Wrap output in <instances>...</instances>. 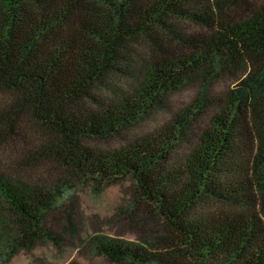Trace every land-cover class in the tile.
<instances>
[{
    "label": "trees",
    "instance_id": "trees-1",
    "mask_svg": "<svg viewBox=\"0 0 264 264\" xmlns=\"http://www.w3.org/2000/svg\"><path fill=\"white\" fill-rule=\"evenodd\" d=\"M183 18L200 30L173 33L171 21ZM131 40H143L158 66L136 98L105 104L94 85L131 67ZM217 70L244 76L199 131ZM194 73L203 89L169 125L120 149L89 145L119 135ZM123 177L135 181L130 219L145 236L99 242L98 252L139 264H264V0H0L9 247L56 239L46 219L70 179Z\"/></svg>",
    "mask_w": 264,
    "mask_h": 264
},
{
    "label": "rangeland",
    "instance_id": "rangeland-1",
    "mask_svg": "<svg viewBox=\"0 0 264 264\" xmlns=\"http://www.w3.org/2000/svg\"><path fill=\"white\" fill-rule=\"evenodd\" d=\"M228 13L240 16L241 12L232 6ZM170 24L173 33L179 36H189L200 30L191 19H173ZM146 45L143 40H131V67L125 73L108 75L95 83L93 92L105 104L115 103L123 97L136 98L145 84L151 82V74L158 64ZM243 76L242 71L222 73L217 70L215 77L204 86L212 104L196 124L199 131L209 123L227 93ZM203 85L201 74H189L176 88L161 92L154 104L143 109L141 116L119 135L91 140L89 145L102 151L116 150L157 133L179 113L194 105ZM90 106L95 110L100 107L93 101ZM134 189L135 181L130 177L103 184L88 179H70L60 189V205L46 219L47 227L56 239L43 238L31 247L19 250L9 247L15 229L12 224H6L8 211L0 196V264H139L131 260L116 261L96 249L99 242L136 244L143 240V228L130 219Z\"/></svg>",
    "mask_w": 264,
    "mask_h": 264
}]
</instances>
